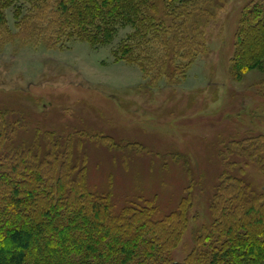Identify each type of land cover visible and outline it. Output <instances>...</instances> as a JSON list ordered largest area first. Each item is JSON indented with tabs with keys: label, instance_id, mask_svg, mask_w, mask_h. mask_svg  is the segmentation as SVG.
<instances>
[{
	"label": "rangeland",
	"instance_id": "1",
	"mask_svg": "<svg viewBox=\"0 0 264 264\" xmlns=\"http://www.w3.org/2000/svg\"><path fill=\"white\" fill-rule=\"evenodd\" d=\"M251 2L264 5L175 0L176 15L159 31L151 22L118 24L98 43L94 34L66 30L58 0H0L6 142L56 135L85 158L89 188L110 193L117 210L135 201L151 202L158 219L177 212L183 234L170 254L182 262L225 211L216 212L224 208L217 194L264 188V164L248 154L264 158V57L235 66L241 54L252 55L240 45ZM210 5L197 29L180 24L183 8L195 17ZM245 147L250 152L235 155Z\"/></svg>",
	"mask_w": 264,
	"mask_h": 264
},
{
	"label": "trees",
	"instance_id": "2",
	"mask_svg": "<svg viewBox=\"0 0 264 264\" xmlns=\"http://www.w3.org/2000/svg\"><path fill=\"white\" fill-rule=\"evenodd\" d=\"M174 1L58 0L57 5L68 17L62 24L67 31L94 34L100 43L118 24L151 22L159 31L162 21L176 15ZM202 7L195 17L193 9L183 8L180 24L193 21L197 29L211 12V5ZM241 27V50L252 55L241 54L236 68L264 57V5L251 2ZM9 128L0 112V252H7L0 264H264V188L250 194L248 188L229 186L217 194L224 208L216 212L225 211L215 214V222L197 236L196 247L177 262L170 254L183 234L177 212L158 219L151 202L135 201L117 210L110 193L89 188L85 158L72 143L63 145L45 133L11 145L6 142ZM247 149L235 155L243 157ZM248 154L264 164L263 156Z\"/></svg>",
	"mask_w": 264,
	"mask_h": 264
}]
</instances>
